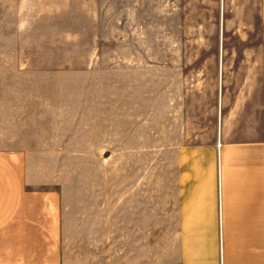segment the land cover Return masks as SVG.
Segmentation results:
<instances>
[{
    "label": "rangeland",
    "instance_id": "374dc122",
    "mask_svg": "<svg viewBox=\"0 0 264 264\" xmlns=\"http://www.w3.org/2000/svg\"><path fill=\"white\" fill-rule=\"evenodd\" d=\"M236 6V0H20L18 36L0 38V47L18 49L19 68L0 63V93L13 79L21 145L36 155L37 174L44 171L51 189H61L62 264H109V193L116 264L125 255L133 264L141 207L148 228L152 220L149 249L154 244L157 178L170 165L169 147L183 131L189 143L209 141L225 109L221 92L230 102L244 85L241 72L225 70L221 82L214 68L221 59L230 68L251 62L235 53L251 43L239 39ZM249 74L243 72L245 82Z\"/></svg>",
    "mask_w": 264,
    "mask_h": 264
},
{
    "label": "crops",
    "instance_id": "0c3cea01",
    "mask_svg": "<svg viewBox=\"0 0 264 264\" xmlns=\"http://www.w3.org/2000/svg\"><path fill=\"white\" fill-rule=\"evenodd\" d=\"M236 3L239 39L251 43L235 48V53L250 56L251 62L245 58L230 68L221 59L214 68L221 82L223 71L241 72L244 85L230 102L221 92V109L222 105L225 109L218 125L213 122L208 130L209 141L189 143L183 131L179 142L169 147L170 165L157 178L154 244L149 249L152 220L148 228V210L141 207L133 264H264V0ZM19 21L20 0H0V38H16ZM244 26L248 30L243 31ZM220 51L223 55V45ZM0 55L8 70L19 68L17 48L0 47ZM244 71L250 72L246 82ZM4 87L0 93V264H62L66 223L62 192L51 189L50 175L37 174L36 155L21 145L13 79L8 77ZM107 222L108 260L116 264V207L110 193ZM127 260L125 255L121 263Z\"/></svg>",
    "mask_w": 264,
    "mask_h": 264
}]
</instances>
